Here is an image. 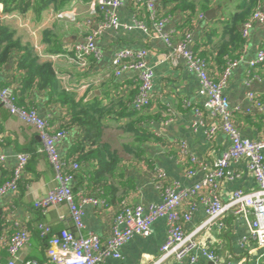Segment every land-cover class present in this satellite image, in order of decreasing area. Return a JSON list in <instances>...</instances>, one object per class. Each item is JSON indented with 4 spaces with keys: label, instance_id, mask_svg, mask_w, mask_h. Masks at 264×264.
Masks as SVG:
<instances>
[{
    "label": "crops",
    "instance_id": "1",
    "mask_svg": "<svg viewBox=\"0 0 264 264\" xmlns=\"http://www.w3.org/2000/svg\"><path fill=\"white\" fill-rule=\"evenodd\" d=\"M92 1L70 0L64 7L51 4L38 15L32 8L25 12L8 10V5L0 0V23L5 31L22 47L30 49L36 63L51 64L57 75L58 87L51 91L47 85L39 88L35 81L29 85L23 83L28 70L20 69L18 65V60L25 54L23 48L19 47H11L5 60L0 62V85L16 94L20 106L36 109L51 127H64L67 130V136L60 142L59 148L72 161L75 160L71 154L73 143L82 136L83 128L71 123L69 103H62L60 95L66 92L75 102L102 108V141L110 147L107 158L117 159L111 163L110 169L114 166L112 171H107L104 179H98L101 180L99 182L80 163L74 190L105 199L106 205L84 206L86 226L81 230L85 235L97 234L105 242L112 234L114 217L122 202L148 205L162 200V190L158 188L156 179L158 170L164 172L165 183L178 189L191 188L205 179L214 162L231 146V139L224 131L207 136L205 129L214 119L205 109V98L199 94L198 75L188 67L185 58L170 55L171 50L164 38L153 30L149 11L143 3L126 0L119 9V18L128 28L102 31L96 38L102 50L101 57L90 58L86 65L78 63L69 49L75 43L85 42L104 20V13L99 7L94 9ZM166 2L156 0L161 14L166 15L164 32L171 35L174 41L190 33L193 49L209 56L211 62L208 63V71L214 78H219L226 66L215 60L220 40L224 38L220 34L224 30V21L238 2L211 0L210 7L205 11L198 6L190 23L185 22L189 11H182L175 3ZM72 7L75 9L73 18L57 17L58 11H69ZM209 9L215 11L210 19L206 16ZM138 22L148 26L149 31L138 26ZM7 36L0 33V39ZM263 43L264 26L255 23L225 90L235 125L244 138L252 140L264 137V63L252 71L249 61L256 57ZM0 45L1 52L6 42ZM123 48H145L148 52L147 62L155 70L151 103L140 111L132 107L140 84L138 71L126 70L118 75L112 65L116 52ZM254 74L258 77L255 78ZM258 102L263 104V110H260ZM197 109L203 112L202 120L196 116ZM137 125L144 134L136 135L131 130V126ZM183 145L186 153L182 152ZM91 146L90 142L86 143L88 149ZM0 149L7 155L4 166L10 171L17 161V154L27 153L30 156L19 190L0 198V257L9 259L3 242L9 240L20 226L27 227L31 232V244L22 250L21 256L26 254L29 257L31 253L41 255V246L34 242L40 222L49 224L52 232L57 230V233L64 228L76 229L66 204L45 211L35 207V201L44 197L55 185L54 170L35 128L2 104ZM190 156L198 160L194 176L187 173L192 167ZM88 164L96 166L97 161ZM256 188L257 183L247 160L240 158L231 162L226 177L219 181L215 192L205 187L198 195L182 202L181 211L191 215L190 220L182 221L183 227L186 234H194L197 247L193 254L198 257L196 261L186 257L183 263L264 264V249L251 237L249 220L254 217L252 210L247 216L227 211L221 218V226H202L207 219V198L216 193L227 200L235 190L252 192ZM167 235V221L160 218L153 223L150 236L135 235L121 249V258L107 257L104 264H156ZM205 250L213 251L217 260L206 258L203 255ZM166 263L181 264L175 256Z\"/></svg>",
    "mask_w": 264,
    "mask_h": 264
},
{
    "label": "built area",
    "instance_id": "2",
    "mask_svg": "<svg viewBox=\"0 0 264 264\" xmlns=\"http://www.w3.org/2000/svg\"><path fill=\"white\" fill-rule=\"evenodd\" d=\"M136 1L146 5L152 21L151 26L156 35L162 36L166 41L171 50L170 55L185 58L188 67L198 75L199 94L205 98V109L214 119V122L205 129L207 136L212 137L218 131H224L231 139V146L214 162L213 168L208 172L205 179L191 188L178 189L165 183L164 172L158 170L156 179L158 180V188L162 190V200L148 205L122 202L114 217L112 234L103 242L97 234L85 235L81 233V230L86 226L84 206L87 204L106 205V201L103 198L75 192L74 181L80 170V164L75 160H69L59 148L60 142L67 136V130L54 129L36 109L19 106L16 94L10 88L0 85V104L35 128L43 143V150L53 166L56 183L44 197L35 201V207L45 211L66 204L76 229L64 228L49 238L46 253L51 264H104V259L107 257L119 259L123 246L135 235L150 236L153 223L160 218H165L167 221L168 235L161 246L160 256L156 260V264H169L166 261L173 256L177 257L181 264H185L182 260L186 257H189L191 261L198 260V257L193 254V250L197 247L194 234H186L182 223L184 220H190L191 215L182 212L180 206L186 198L198 195L205 187L210 188L211 192H215L219 187V181L226 177L231 162L240 158L247 160L248 167L257 183V188L252 192L235 190L227 200L222 199L216 193L211 198H207L205 200L207 219L202 226H221V218L227 211L247 216L248 212L252 210L254 217L249 220L251 237L264 249V137L252 140L241 135L234 123L233 110L225 93L229 77L240 59L229 61L222 75L217 79L214 78L208 71L206 60L200 58L194 51L190 33H186L179 41H174L172 36L163 30L167 20L166 17L162 16L156 0ZM125 2L126 0H93L91 2L94 9L99 7L104 13V20L85 42L75 43L69 49L78 63L86 65L90 58L98 59L101 57L102 50L97 45L96 38L102 31L108 28L116 30L122 27L128 28L121 23L119 18V9ZM56 15L58 18H73L75 9L72 7V10L69 11L61 10ZM200 16L202 18L203 14ZM1 19L0 12V21ZM255 23L264 26L263 7H259L252 18L243 25L242 36L245 39L249 37ZM136 24L149 31V27L143 23L138 22ZM147 54L145 48L119 49L112 63L118 75L126 70L138 71L140 84L132 101V107L138 111L150 105L153 94L155 70L147 62ZM262 63H264V43L258 49L256 57L250 59L249 65L254 71ZM254 76L255 78L258 77L256 74ZM250 96L253 98L254 95L251 93ZM258 106L260 110H263L262 103L258 102ZM196 116L202 120L203 112L197 109ZM182 152L186 153L185 145L182 146ZM29 160L30 156L27 153L17 154V161L12 168V178L0 186V198L19 190ZM6 161V153L0 149V167L4 166ZM189 161L192 167L188 169L187 173L189 176H194L197 173L195 166L198 164V160L196 157L190 156ZM37 228L43 237L52 232L51 226L45 222H40ZM30 244V230L25 226L18 227L11 234L9 240L3 242L9 259L0 257V264H17L21 258L22 250ZM203 255L210 260H217L213 251L205 250ZM22 264H44V262L26 257Z\"/></svg>",
    "mask_w": 264,
    "mask_h": 264
},
{
    "label": "trees",
    "instance_id": "3",
    "mask_svg": "<svg viewBox=\"0 0 264 264\" xmlns=\"http://www.w3.org/2000/svg\"><path fill=\"white\" fill-rule=\"evenodd\" d=\"M8 5V10L18 9L21 12H25L28 9H34L38 15L41 12L48 8L51 4L64 7L70 0H3ZM167 2L175 3L182 11H189L188 18L185 21L190 23L192 17L195 16L198 6L201 11H205L211 5V0H166ZM235 10L231 11L229 17L222 22L224 24V30L220 34L224 36L220 40L219 48L217 54L215 55V60L225 66L229 61L238 59L242 53L243 47L245 46L246 39L242 36L243 25L248 22L256 10L259 7H263L264 0H236ZM166 2V3H167ZM160 10V8H159ZM161 12V10H160ZM166 17V15H162ZM0 33L7 34L8 36L5 39H0V44L6 42L5 47L0 52V62L5 60L7 52L11 47L23 48L25 51L24 57L18 60V65L20 69L28 70V74L24 79V84L29 85L32 82H36L39 88L43 86H49L51 91H54L58 87L57 75L53 70L51 64L36 63V59L32 57V53L29 48L22 47L19 41H15L11 35L5 31V27L0 23ZM1 46V45H0ZM195 51V49H194ZM196 52V51H195ZM200 58L206 60L207 64L211 62V59L208 55L198 53ZM213 61V60H212ZM225 68V67H224ZM224 70V69H223ZM24 85V87H28ZM53 89V90H52ZM138 92V90H137ZM136 95V94H135ZM134 95V96H135ZM62 103H69L68 115L70 117L71 123L79 125L83 128V134L80 136L74 143L72 147L71 154L75 161L82 164V167L85 171L89 172L91 177H93L96 182L104 179V176L107 174V171H112L113 167L110 169L111 163H114L117 159L113 158L109 160L108 154H110V147L102 141L104 133V125L101 121V115L103 114L102 108L100 106L89 105L87 103L75 102L74 99L69 97L66 92H62L60 95ZM134 98V97H133ZM17 104L20 106V101L17 100ZM108 114L107 112H105ZM144 119V117H143ZM142 119V120H143ZM138 126V125H137ZM131 126V130L135 132L136 135L144 134L141 131V127ZM58 129H64L58 128ZM66 130V129H65ZM90 142L92 144L91 148L86 147V143ZM112 152V151H111ZM47 155V154H46ZM96 160L97 165L91 166L87 163ZM91 167H94L91 170ZM53 168V166H52ZM13 176V171L7 170L5 166L0 167V186L11 179ZM2 227V219L0 213V230ZM61 230V229H60ZM59 230V231H60ZM58 231V232H59ZM57 233V230H54L45 237L41 236L40 231H36L34 235V242L36 241L41 246L42 254L38 255L35 253L29 254L28 258L38 259L44 264H51L49 258L46 255V248L48 245L49 238Z\"/></svg>",
    "mask_w": 264,
    "mask_h": 264
},
{
    "label": "water",
    "instance_id": "4",
    "mask_svg": "<svg viewBox=\"0 0 264 264\" xmlns=\"http://www.w3.org/2000/svg\"><path fill=\"white\" fill-rule=\"evenodd\" d=\"M214 10L213 9H209V10H207L206 11V16H207V18H212L213 16H214ZM26 258V254H23L22 256H21V258L17 261V264H22V261L24 260Z\"/></svg>",
    "mask_w": 264,
    "mask_h": 264
}]
</instances>
